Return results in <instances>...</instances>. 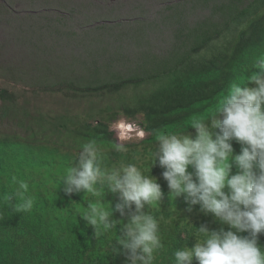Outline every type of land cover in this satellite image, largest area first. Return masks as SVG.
Returning a JSON list of instances; mask_svg holds the SVG:
<instances>
[{
  "label": "rangeland",
  "instance_id": "obj_1",
  "mask_svg": "<svg viewBox=\"0 0 264 264\" xmlns=\"http://www.w3.org/2000/svg\"><path fill=\"white\" fill-rule=\"evenodd\" d=\"M262 20L264 0H0V141L75 164L95 141L108 167L151 162L152 111L178 122L167 133H184L235 45L260 40ZM118 144L139 154L125 158ZM158 167L151 173L162 179ZM172 211L187 228L206 217L196 206Z\"/></svg>",
  "mask_w": 264,
  "mask_h": 264
},
{
  "label": "clouds",
  "instance_id": "obj_2",
  "mask_svg": "<svg viewBox=\"0 0 264 264\" xmlns=\"http://www.w3.org/2000/svg\"><path fill=\"white\" fill-rule=\"evenodd\" d=\"M252 69L258 71L252 70L244 83H231L207 119H192L188 128L195 130L194 138L188 128L185 133L157 136L147 175L137 163L105 166L95 141L82 146L78 163L62 177L63 190L94 198L80 217L96 238L122 225L123 234L109 242L112 255H123L126 264H155L164 247L160 223L150 211L165 195L158 178L151 175L158 160L168 198L182 197L188 212L199 205V213L220 225L196 227L199 240L192 248L175 250L174 264H193L194 258L197 264H264V246L259 243L264 235V58H258ZM233 142L239 144V154ZM114 150L128 151L120 144ZM12 180L18 185L16 192L4 197L11 210L31 211L35 200L28 194L29 184ZM107 193L117 195L114 207L102 202ZM115 213L126 222L114 219Z\"/></svg>",
  "mask_w": 264,
  "mask_h": 264
},
{
  "label": "trees",
  "instance_id": "obj_3",
  "mask_svg": "<svg viewBox=\"0 0 264 264\" xmlns=\"http://www.w3.org/2000/svg\"><path fill=\"white\" fill-rule=\"evenodd\" d=\"M259 24L254 35L260 36V40L235 45L233 59L218 78L211 79L213 90L206 94L211 83L200 94L199 99L201 102L203 100V105L199 118H208L231 83H244L252 70L258 71L252 69V65L258 58H264V20ZM147 79L151 77L144 78ZM176 123L178 122L159 120L158 114L152 111L147 129L152 135L166 134L176 127ZM188 132L195 137L194 129L189 127ZM233 148L239 154V144L233 142ZM131 152L139 154L137 150H130L124 153L125 158H129ZM145 152L147 150H143L140 156L145 155ZM107 157L108 155L103 157L105 166L107 164L104 162L109 161ZM74 164V159L59 155L56 150L45 146L32 147L0 141V264H126L123 255L114 256L109 248V242L117 238L116 234H123L122 225L118 224L115 231L96 238L93 228L86 226V222L80 217L85 211L84 207H87V201L94 198L84 196L83 192L72 195L64 192L62 177ZM140 166L150 168L151 162H141ZM158 171L164 169L159 166ZM13 177L29 184L28 194L35 200L33 209L29 212L14 213L4 198L6 194L16 192L18 185L13 182ZM158 183L165 195L153 207L156 210L154 216L160 223L164 247L159 250L155 264H174L172 253L175 250L184 246L192 248L196 240H199L196 227L207 223L210 229H214L218 224H210L211 216H201V220L195 219L191 228H187L189 224L186 218L174 215L172 211L173 208H187L183 198H168L167 182L162 178L158 179ZM102 202L114 207L118 197L107 193ZM195 206L198 210L199 205ZM113 218L124 219L126 222V218H121L119 213H115ZM263 238L264 235L259 237L261 246H264Z\"/></svg>",
  "mask_w": 264,
  "mask_h": 264
},
{
  "label": "bare ground",
  "instance_id": "obj_4",
  "mask_svg": "<svg viewBox=\"0 0 264 264\" xmlns=\"http://www.w3.org/2000/svg\"><path fill=\"white\" fill-rule=\"evenodd\" d=\"M122 131H123L124 133H127L129 130L126 129V128H122Z\"/></svg>",
  "mask_w": 264,
  "mask_h": 264
}]
</instances>
